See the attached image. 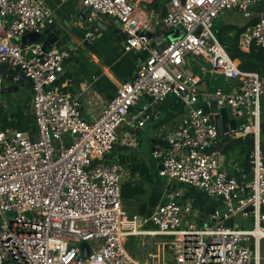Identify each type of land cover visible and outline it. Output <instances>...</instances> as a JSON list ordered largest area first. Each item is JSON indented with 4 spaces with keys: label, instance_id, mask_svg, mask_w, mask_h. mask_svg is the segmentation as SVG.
<instances>
[{
    "label": "built area",
    "instance_id": "2783aa9c",
    "mask_svg": "<svg viewBox=\"0 0 264 264\" xmlns=\"http://www.w3.org/2000/svg\"><path fill=\"white\" fill-rule=\"evenodd\" d=\"M81 4L92 8L88 23L101 15L121 23L125 52L147 53L133 77L119 84L91 120L81 115L80 100L57 83L69 52L58 44L43 50L40 41L21 43L23 35L38 32L45 21L43 3L0 0V66L24 73L33 120L29 130L0 125V264H263L264 156L259 133L264 76L239 69L211 30L225 10H237L248 19L251 0H167L165 14L153 29L129 0ZM178 28L181 36L167 47L151 46L155 37L148 34L164 36ZM251 46L264 50V15L238 36L239 49ZM200 59L211 65L209 70L199 65L203 75L237 82L230 92L216 88L215 109L207 97L198 103L202 79L190 66ZM5 77L7 73L0 74V93ZM169 94L183 105V115L165 144H155L152 150L160 165L158 175L166 182L147 217L129 215L120 200L121 166L107 155L139 98L146 96L148 105L157 106ZM224 104L243 123L219 135L214 116ZM145 107L132 118L133 123L138 120L135 127L143 126ZM249 134L255 142L251 178L243 172L228 175L220 166L219 151L209 148L221 138L243 141ZM177 184L197 187L214 200V213L207 214L203 224L197 223V212V218L192 217L194 211L182 201ZM217 202L224 204L222 211ZM236 216L251 218V228L236 223ZM230 219L233 225L227 227ZM160 235L174 238L161 243V249L170 251L167 259L156 253L137 261L125 247L128 237ZM82 241L89 246L87 256L82 255Z\"/></svg>",
    "mask_w": 264,
    "mask_h": 264
},
{
    "label": "crops",
    "instance_id": "0c3cea01",
    "mask_svg": "<svg viewBox=\"0 0 264 264\" xmlns=\"http://www.w3.org/2000/svg\"><path fill=\"white\" fill-rule=\"evenodd\" d=\"M39 1L43 3V7L46 11V18L43 24H49L51 22L59 23L62 26L65 22L70 24V29L66 28V26H63V28L65 34L71 41L70 44L75 45L74 54H76V56L73 61H69L65 64L57 81L65 89L81 100V115L86 120H91L104 110L107 102L115 94L119 84L123 81L130 80L133 77L138 62L145 58L147 53L136 49L125 52L123 49V40L118 41L112 34L111 30L104 32L91 26L86 20L80 21L77 15L83 8L81 4L82 0ZM129 1L138 6L139 10L141 9L140 14L148 19L152 29L156 27V24L166 11L165 5L167 0ZM143 6L146 8L142 9ZM250 8L251 11L249 18H243L244 20L242 21H238L235 14H232L238 13L237 10L222 12L217 18H223L225 21L221 26L232 25L245 28L249 23L255 22L261 15H264V0H251ZM138 14L139 12L137 10L136 15ZM105 22L112 23L114 20L105 19ZM151 34L153 37L163 36L156 35V33L153 32ZM44 39L45 37L42 36L39 41L42 42ZM84 41H86V43H84ZM64 45L65 43L63 42L60 46L63 47ZM235 60L238 64L239 61L237 59ZM8 70V68L0 66V74H3L4 72L7 73ZM18 72L19 71H17L15 75L18 76ZM216 81L214 88L222 87L227 92L232 91L237 85L236 81L226 82L221 76H219ZM15 82L16 81L5 77L3 86H12ZM22 87L24 89L23 94H25L27 89L29 90L28 82L19 85L18 90ZM211 87V82L204 81L203 79L200 81L199 90L201 93V102H203L206 97L211 101L215 92ZM21 97L22 98L19 97L18 92H15L6 95L3 98L7 99L11 113H15L14 111L16 110L20 111L21 108H23L27 109L31 114L30 91L29 94ZM9 101H15L16 104L10 105ZM164 101L162 104L157 105L160 116L155 117V120L150 124L148 130H145L148 125L145 128L141 127L140 130L138 127L133 126L131 120L138 114L139 110H142L143 107L150 103V100L146 96L139 98L138 102L131 107L124 123L118 127L117 140L114 144L113 150L107 155L109 160H116L121 166V180H125L126 183L121 184L120 195L122 196V193L126 195L125 200L121 201V206L124 207L126 211L128 210L126 212L123 209L129 215L135 214L141 217H147L162 194L164 184L161 185L158 180V170L160 165L158 160L152 157V148L155 144H165L167 133L183 115V107L180 116L173 115L169 112L170 107L168 109V104L170 105L173 99H170L167 103ZM260 105V117H264V98L261 99ZM144 137L150 140V145L147 150H142L140 148ZM217 143L215 145H217ZM217 151L220 153L221 168L228 175H235L234 170L240 166L242 160L240 148L238 146H231ZM140 163L147 168L141 169L142 173L143 169H145V174L143 173V175H146V177H142L137 171ZM176 186L183 192L182 201L185 205L188 207L190 206V210H200V212H198L200 217L198 218L197 223L206 221L208 218L207 214H209L207 208L209 207L210 198L205 192L188 184H177ZM197 192H199V194H204V203L206 204H203V201L197 197ZM147 197L148 199L145 201L144 198ZM197 201L198 203H196ZM132 237L134 240L130 242L134 244V246H129V248L133 250L132 252L134 254H136L137 252L135 251V248H139V251H141L143 247L141 246V243L135 247V245H137L136 236ZM128 238L125 241V245L129 244ZM162 242L158 243L161 244Z\"/></svg>",
    "mask_w": 264,
    "mask_h": 264
},
{
    "label": "water",
    "instance_id": "95a60500",
    "mask_svg": "<svg viewBox=\"0 0 264 264\" xmlns=\"http://www.w3.org/2000/svg\"><path fill=\"white\" fill-rule=\"evenodd\" d=\"M92 11L91 7L82 8L80 12L78 13L77 17L80 21L86 20L87 15ZM106 16L101 15L99 19H96L92 23H89L91 26L96 27L98 30L101 31H109L111 30L112 34L115 36V38L118 41H122L125 38V33L121 29V23L119 21H114L112 23H106L105 22ZM63 26H66V28L70 29V24L63 23ZM62 25L56 22H51L49 24H41L39 27L38 32H29L21 37V43L22 44H28L35 41H39L42 36L45 37V39L42 41V49L45 50V48L51 44H58L62 45L64 42L65 45L63 46L68 52L69 56L66 58V60L63 63V66L67 64V62L73 61L76 54H74L75 51V45L70 44L71 41L69 40L68 36L65 34V30ZM182 34V30L180 28L176 29L174 32H169L168 34L162 36V37H155L154 41L151 42L152 47H156L158 50H162L165 47H167L168 42L170 40L176 39L180 37ZM149 37L152 38V34H148ZM86 43V41H84ZM27 79L24 76V73L19 71L18 72V79L16 80L14 85L9 86H3L1 89L0 97H1V104H0V125L5 117H10V120L14 118L13 113L10 112V106L8 105L7 99L3 98L4 96L8 94H12L18 91L19 85H22L23 83H27ZM10 105L16 104L15 101H9ZM211 104L212 108L215 109V100L211 98ZM79 110L81 112V100L79 105ZM141 116H147L145 119V122L143 126L146 127L147 125H150L154 120L155 117L160 116V112L158 110V107L156 105H147L145 109L143 110ZM214 121L218 130V134L221 135L223 131L228 130V128H235L236 126H241L243 123V120L239 116H235L231 113V108L224 104L218 113L214 116ZM138 120H136L133 123V126L136 125ZM141 127H138V129L141 130ZM153 143V142H152ZM153 150V148H152ZM250 188H248V191ZM252 208H249L251 210ZM215 206H214V200L210 198L209 201V207L207 208V212L209 214L214 213ZM227 227H232L233 225V219H230L225 224ZM81 249H82V255L87 256L89 253V246L87 242L82 241L81 242Z\"/></svg>",
    "mask_w": 264,
    "mask_h": 264
},
{
    "label": "rangeland",
    "instance_id": "374dc122",
    "mask_svg": "<svg viewBox=\"0 0 264 264\" xmlns=\"http://www.w3.org/2000/svg\"><path fill=\"white\" fill-rule=\"evenodd\" d=\"M252 6H253V4H252ZM225 11H228V10H225ZM225 11H223V12H225ZM250 11H251V8H250ZM238 12V11H237ZM239 13V14H238ZM238 13H232V14H235V16H236V18H237V20L238 21H242V20H244L243 18V16L240 14V12H238ZM106 19H111L112 20V18H109V17H106ZM246 19V18H245ZM223 23H225V21L223 20V18H216L215 20H213V23H212V27H211V30H212V32L216 35V32L219 30V26H221ZM158 34H161V32L160 31H158ZM217 37V36H216ZM199 65H204L205 66V68L207 69V70H209L210 69V67H211V65H210V63H208L207 61H205V60H203V59H200V60H198L196 63H194V62H191V70H193V72L194 73H196V74H198L200 77H201V79H203L204 81H208V82H211V85H212V87H211V89L213 90H216V88H214V86L216 85V80L218 79V77L220 76V75H218V74H216L215 76H213L212 78H209V75H208V73L206 74V75H203L200 71H199V69H198V67H199ZM29 91H30V88H29V90L27 89V91H26V93L25 94H23V92H24V89H23V87L22 88H20V90H18L17 92L19 93V97L20 98H22L21 96H26L27 94H29ZM170 99H173V101H172V103L169 105L168 104V109H169V107H170V113H172L173 115H177V116H180V113H181V109H182V107H183V105L178 101V99L174 96V95H172V94H169L167 97H166V100L164 101V102H168ZM163 103V102H162ZM161 103V104H162ZM199 104H201L202 102H201V98L199 99V102H198ZM15 113H13V115H14V118L13 119H11L10 120V117H5L4 119H3V121H2V123H1V125H3V126H5V127H9V128H15V129H20V130H29V129H33V120H32V115L30 114V112H28L27 111V109H23V108H21V110L20 111H14ZM163 117V116H162ZM8 120V121H7ZM5 121H7V122H5ZM150 125H148L147 126V128L145 129V130H148V128H150L149 127ZM149 145H150V140H148V138H146V137H144L143 139H142V142H141V145H140V148L142 149V150H147L148 149V147H149ZM120 178H122V170H120ZM159 177V181H160V184L161 185H163V184H165V182H166V177H160V176H158ZM250 178H251V176H250ZM249 178V179H250ZM121 184H126L125 183V180H120V190H121ZM122 188H123V185H122ZM200 190V189H199ZM195 195V194H194ZM125 197H126V195L125 194H123L122 193V196L120 195V200L121 201H124L125 200ZM197 197H199L202 201H203V204H206V203H204V194H199V192H197ZM145 199V201L148 199V197L147 198H144ZM196 203H198V201L196 202ZM123 204V203H122ZM216 205L218 206V209L220 210V211H222L223 210V203L222 202H217L216 203ZM188 208H190V206L188 207ZM124 209V207H122V210ZM195 209H197V208H195ZM125 210V209H124ZM126 211V210H125ZM128 211V210H127ZM126 211V212H127ZM195 212H200V210L199 209H197V210H194V212H193V214H192V217L194 218V219H196L197 218V216H196V213ZM190 213H191V211H190ZM199 214V213H198ZM189 218V217H188ZM235 221H236V223H238L239 225H242L243 227H246V228H251V226H252V220H251V218H248L247 220H243V219H241L240 218V216H236L235 217ZM203 224V223H202ZM202 224L200 225V226H202ZM79 226L80 227H83V226H85V223H79ZM128 240H129V244L128 245H125V247H126V249H128L127 251H129L130 252V254L132 255V257H134L137 261H145V260H148L150 257H154V254H156V253H161V254H163L164 256H165V258L167 259L168 258V256L170 255V251L168 250V249H164V248H162L161 249V244H159L158 242H162V241H166V242H168V241H170V243L171 242H173V240H174V238L173 237H170V236H153V237H150V236H147L146 238H142V236H137L136 237V240H137V242H136V244L137 245H135V247H137L138 245H139V243H141L142 245V247H143V249L141 250V251H139V248L137 249V248H135V251L137 252L136 254H134L132 251V249H130L129 248V246H134V244H132L130 241H132V240H134V238L133 237H130V238H128ZM164 247V246H163ZM260 251H261V257H262V260H261V262L264 264V239H262L261 241H260Z\"/></svg>",
    "mask_w": 264,
    "mask_h": 264
},
{
    "label": "trees",
    "instance_id": "16d2710c",
    "mask_svg": "<svg viewBox=\"0 0 264 264\" xmlns=\"http://www.w3.org/2000/svg\"><path fill=\"white\" fill-rule=\"evenodd\" d=\"M244 30V27H235L232 25H223L216 32V36L220 43L224 46L225 50L229 56L233 59L239 61L238 67L244 71H255L259 75L264 76V50L251 46L248 51H243L237 47L238 36L240 32ZM6 66H3L5 68ZM4 72L3 74H5ZM17 73L16 70H8L7 77L12 79L13 76ZM58 83V81H57ZM254 138L252 134H249L245 140H232L226 141L221 138L217 145L211 146L208 151L225 149L231 146H238L241 150L242 160L240 166L235 168L234 174L238 175L240 172H243L250 178L252 174L251 163H250V154L254 150ZM259 149L264 156V117H260V133H259ZM138 167V166H137ZM147 169L142 163L139 164L137 171L142 177H146L145 169L143 173L141 169Z\"/></svg>",
    "mask_w": 264,
    "mask_h": 264
}]
</instances>
